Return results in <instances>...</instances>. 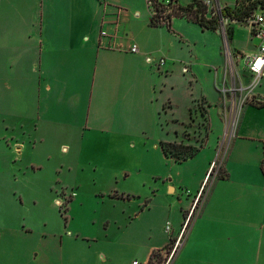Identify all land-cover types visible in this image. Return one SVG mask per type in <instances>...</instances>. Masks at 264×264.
<instances>
[{"label":"rangeland","instance_id":"rangeland-1","mask_svg":"<svg viewBox=\"0 0 264 264\" xmlns=\"http://www.w3.org/2000/svg\"><path fill=\"white\" fill-rule=\"evenodd\" d=\"M101 1L53 0L52 8L43 10L39 0H0V250L10 245L57 247L64 251L62 258L56 256L57 262L95 263L100 251L97 237L106 223L101 206L89 195L96 197L97 192L125 185L146 198L148 206L147 213L128 221L124 231H147V240L153 237L151 245L170 242L164 227L167 223L174 226L173 220L184 221L206 160L200 153L175 164L158 148L161 141L175 137L171 113L164 109L168 102L177 108V116L186 114L192 96L196 100L204 96L212 107L208 141L214 146L208 167L216 162L218 170L229 146L224 139L225 116L219 113L223 102L234 128L232 140L242 122L250 126L252 136H264V108L252 104L264 103V79L255 88V100L251 97L239 114L238 92L224 94L225 73L228 90L232 77L233 91L238 89L236 72L245 76L244 59L236 57V49L242 54L256 44L245 24L232 26L226 18V33L233 27L234 35L229 39L224 35L223 9L235 8L236 0L206 4L207 17L219 20L218 31L203 29L189 17L167 9L162 18L171 14L170 27H154V9L148 0H125L124 9L132 18L124 26L123 37H138L153 57L158 53L168 61L166 67L147 64V70L155 73L151 98L144 83L138 85L133 79L121 84L107 78L102 81L106 71H143L145 67L132 59L118 63L110 56L98 58V47L111 49L104 40L100 42L101 31L106 30ZM162 1L169 7L171 0ZM173 1L187 7L194 0ZM246 144L252 148L247 154L252 159L257 141ZM259 146L264 151V143ZM20 147L25 148L21 157L16 150ZM75 184L82 185L88 195L84 206L75 205L70 214L65 207H54L52 200L58 197L66 202V187ZM228 193L239 195L235 187H229ZM261 203L257 199L256 207ZM237 204L240 208L243 201ZM244 214L250 226L240 233L242 242H230L232 255L225 261L264 264V211L249 208ZM31 230V237L22 236ZM66 230L75 237L70 238ZM54 257L50 255V260ZM213 259L220 264L221 258L213 255Z\"/></svg>","mask_w":264,"mask_h":264},{"label":"crops","instance_id":"crops-1","mask_svg":"<svg viewBox=\"0 0 264 264\" xmlns=\"http://www.w3.org/2000/svg\"><path fill=\"white\" fill-rule=\"evenodd\" d=\"M52 1L53 0H39L43 10L46 6L52 8V6H50L52 5ZM101 3L104 5L105 18L103 24L106 26V30H102L101 33L106 32L107 36L104 37L101 35L100 42L104 40L111 49L106 50L98 47L96 51L98 58L103 56L105 59L110 56L112 59L119 60L118 63L121 60L123 62L125 59H132L136 63H142L145 67L143 71H134L130 69L121 70V68L116 71H106L105 75L104 73L101 74L103 77L101 78L102 81L107 78L109 80H117V82L121 84L122 82L133 79L136 83L138 82V85L144 83L146 94L151 98L152 90L155 87V83L152 81L155 73L147 70V64L158 65V60L163 57L160 55L158 56V53H153L155 55V57H153L152 51L147 49V44L138 37H127L128 34H126V37H123L124 32H126L124 26L128 25L132 18L131 14L124 9L127 7L125 0H104V3L102 1ZM152 14L154 13L152 12ZM229 20L230 19L227 18V22H231L232 26H244L243 24H245L250 34V30L245 22L239 23L235 20ZM42 26L44 28V22H42ZM230 29L232 30L233 36L234 28L231 27ZM43 32L44 30H42L41 33ZM252 40L256 43L254 49L243 51L242 54L236 49V57H238V59H243V56L252 55L257 51L258 41L253 37ZM132 45L138 46V54L131 53L130 49ZM233 64L235 68L236 65L234 62ZM167 65L168 61L166 60L163 66L166 67ZM168 70H170V67ZM236 75L237 76H233L236 79V86H238L236 91L231 90L232 77L230 78V90L227 89L229 88V81L226 78V73L223 79V87L225 88V96L227 93L233 94V92H238L240 95L237 111L239 114V111L243 110L245 105L250 104L251 97L255 100L254 91L258 85L252 90H247L253 81V76L247 69L244 78L237 72ZM263 79L264 76L261 81ZM96 84L97 80L95 78V87ZM241 88L244 90L242 91ZM259 95L262 96V94ZM202 98L206 100L204 96H202ZM118 99L119 97L117 100ZM247 99L248 101L245 103ZM190 101L191 102L186 106V114L179 116H177V108L170 102L166 103L164 109L171 113V131L173 133L175 130L182 132L181 123L188 121L189 111L197 100L193 99L192 96ZM254 102L255 101H253L252 104L264 106V103L261 101L256 100L257 103ZM211 111L212 107L208 103V117H210ZM219 113L224 114L227 125L229 112L224 102L219 105ZM150 115V107L147 105V117L150 118ZM257 131L256 129V132ZM250 132V126H244V122H242L238 126L234 139L232 140L231 138L230 141L226 140L229 145L226 149L227 153L223 158L222 164L213 176L212 188L205 198L199 216L193 221L181 250L177 253L171 264H216L213 255L214 258L215 256L221 258L220 264H228L225 260L231 258L232 255L230 242L232 240H238L240 242L242 236L240 233L250 226V224L248 225V220L244 212H247L249 208L253 212L254 210L264 211V204L261 203L259 207H256L257 199H260L264 203V151L259 146L261 142L264 143V136H252ZM208 140L205 147L200 152L204 155L206 164L202 167L200 177L193 188L197 193L205 182L211 168V165L208 167V163L211 162L214 144L209 143ZM249 140L257 141L258 144L252 159H249V155H247L252 151V148L246 144ZM173 141H175V137ZM20 148V151L25 150L24 147ZM158 148L161 149L160 145ZM21 154L22 152H20V157ZM169 161L173 162L171 160ZM229 187H235L239 195L236 197L229 195ZM66 189L69 190L67 193H64L65 196H69L67 200L65 199L66 202L58 197L54 198L52 201L54 202V207L58 205L60 206V210L65 207V210H67V212L69 211L68 214H70L75 209V205L78 204L79 207L84 206L88 195L85 193L84 187L80 184L69 185ZM64 192L66 191L64 190ZM89 197L96 198L97 203L101 206V210L104 213V218H102V220L106 223V229L100 232V237H97L100 243V251L97 254V261L95 263H88L86 261L65 263L63 260L57 262L55 260L56 256L62 258V255H64L63 248L55 247V249H49L41 246H28L27 248L21 249L18 246L10 245L0 250V264H132L134 261H138L140 264H149L152 253L155 251H163L167 247H170L172 240L175 239V234L177 233L179 235L182 229L183 220H173L174 226L171 223H167V225L171 227V232H167V225L164 227V232L168 236L170 235V242L162 243V241H158L156 244L151 245L153 237L149 235V239L147 240V231H124L125 224L128 221H131L134 217L140 219L147 213L148 205L146 198L143 200L141 195L136 193L129 185H125L123 188L121 187V189L117 187L111 191L97 192L96 197L93 195H89ZM241 201H243V204L238 208L237 202ZM188 212L189 211L186 212V215ZM185 217L186 216H184V219ZM112 225H115V227L113 226L114 229H111ZM232 231H234V234H232ZM31 233H33L32 230L23 231L22 236L26 235V237H31ZM65 233L69 235L70 238L75 237V233L71 230H66ZM127 238L129 239L127 240ZM129 240H132V243H130ZM168 252H165V257ZM122 253L125 254L124 257L120 256ZM50 255H55L53 261L50 260ZM241 258L242 256L240 254L236 257L238 263L241 261Z\"/></svg>","mask_w":264,"mask_h":264},{"label":"trees","instance_id":"trees-1","mask_svg":"<svg viewBox=\"0 0 264 264\" xmlns=\"http://www.w3.org/2000/svg\"><path fill=\"white\" fill-rule=\"evenodd\" d=\"M162 0H148L150 7L154 9V14L151 19V25L154 27L166 24L170 27L171 14L168 13L166 18H162L164 10H171L175 14L176 11L182 16H187L203 29L218 31L219 20L216 18H208V7L203 0H194L187 7L173 5V0L169 1V7L162 3ZM172 4V5H171ZM236 7H225L223 9V18L235 20L239 23H244L246 19L255 12L264 13V2L252 0H236ZM230 35V36H229ZM232 36V30L227 33V38ZM259 108L264 106L259 105ZM182 132L175 130V141H161L160 148L163 155L176 164H181L190 159L195 158L205 147L211 130L208 117V103L204 98L194 102V106L189 111L188 121L181 123ZM222 177V176H221ZM223 178V177H222ZM171 247V246H170ZM167 247L163 251H155L152 253L149 264H164L166 257L165 252L170 250Z\"/></svg>","mask_w":264,"mask_h":264},{"label":"built area","instance_id":"built-area-1","mask_svg":"<svg viewBox=\"0 0 264 264\" xmlns=\"http://www.w3.org/2000/svg\"><path fill=\"white\" fill-rule=\"evenodd\" d=\"M203 1L205 4H211L213 0H203ZM252 1L264 2V0H252ZM225 23H226L225 19L221 17L220 20L221 28L223 29L224 35L227 38ZM245 23L250 30V35L258 41L257 51L252 55L243 56L245 67L247 71H249L253 76V81L251 83V86L247 88V90H252L255 86L259 84L260 80L264 76V13L258 11L252 13L246 19ZM101 35L105 37L107 36V33L102 32ZM130 51L133 54H138L139 48L136 45H132ZM165 62H166L165 58H160L158 60V65L163 66ZM241 90L243 91L244 89L241 88ZM231 126L232 125L227 121L225 140L228 141L231 140L234 132V128H231ZM215 169L217 170V164L216 162H213L211 164V168L205 182L203 183L202 187L200 188V190L193 199L191 208L184 219L182 229L179 235L172 240L171 247L166 255V260L164 264H171L174 261L177 253L181 250L185 241V237L189 232V229L193 221L199 216L201 212L205 198L207 197L206 191H207L208 181L215 174L216 171ZM167 232H171L170 225H167ZM132 264H140V263L138 261H134L132 262Z\"/></svg>","mask_w":264,"mask_h":264},{"label":"water","instance_id":"water-1","mask_svg":"<svg viewBox=\"0 0 264 264\" xmlns=\"http://www.w3.org/2000/svg\"><path fill=\"white\" fill-rule=\"evenodd\" d=\"M228 23V22H227ZM19 153H18V155H19V157H20V150H21V148H17L16 149Z\"/></svg>","mask_w":264,"mask_h":264}]
</instances>
